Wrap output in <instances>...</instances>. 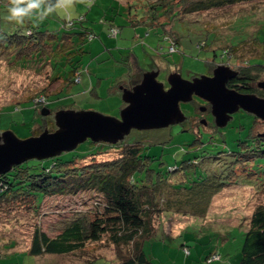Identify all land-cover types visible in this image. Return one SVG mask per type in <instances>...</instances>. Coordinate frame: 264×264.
Returning <instances> with one entry per match:
<instances>
[{"label":"trees","instance_id":"16d2710c","mask_svg":"<svg viewBox=\"0 0 264 264\" xmlns=\"http://www.w3.org/2000/svg\"><path fill=\"white\" fill-rule=\"evenodd\" d=\"M59 2L45 0L42 9L51 7L53 12L42 20L36 17L19 25L5 19L9 0H0V56L22 68H35L37 74L48 66L44 74L48 86L59 83V88L51 94L47 93L48 87H43L31 96L33 98L21 101H33L36 109L38 104L49 108L55 99L60 101L71 94L64 91L81 82L84 69L79 55L87 50L84 43L95 36L86 23V15L59 18V24L52 25L49 18L54 17ZM246 2L264 3V0H132L124 5L140 8L142 16L136 14V23L163 27L166 37L173 40L174 48L181 43L183 34L166 25L181 20L188 26L189 22L190 29L201 30L198 32L199 48L206 47L214 57L220 49L222 55L229 59L219 64L236 67L234 69L238 73L228 81L230 87L264 96L263 88L258 86L264 81V37L259 35L264 31V14L252 11L251 15L238 18V26L233 25L231 31L223 35L218 29L209 30L190 19L211 9ZM114 26L110 23V29ZM25 32L31 34L25 35ZM229 60L236 66H232ZM212 62L214 68L219 65L214 58ZM106 85L90 79L91 94L96 98L102 93L105 96ZM112 86L107 87L109 92ZM123 87L126 86L121 87V94ZM56 104L58 108L55 111L68 108ZM10 112L12 110L3 107L0 117ZM194 120L190 118L191 125ZM258 121L260 118L255 117L250 132L245 139L239 140L237 149H223L217 153L204 148L205 141L199 128L197 136L189 143L192 156L183 158L180 165L164 166L159 157L146 153V146L140 140L121 144L105 142L109 147H90L71 153L65 151L66 154L62 152L54 157L13 165L0 174V206L14 204L24 211L29 206L38 214L48 195H78L85 201L95 200L87 209L63 223L61 231L54 236L37 226L26 251L12 250L17 242L0 238V264L20 254L36 257L84 251L90 239L87 237L88 225L93 217L98 216L104 234L118 252L119 261L113 264H159L153 260V255L147 254L145 243L154 241V246L162 249L161 240L166 235L164 225L172 217L206 216L215 195L232 183L243 181L264 187V133L253 132ZM207 123L215 131H220L215 122ZM42 126L56 129V126L43 125L42 122L33 128V134L41 133ZM190 127L194 129L193 125ZM241 222L243 239L239 264H264V203ZM209 257L221 259L223 255L216 249ZM100 261L97 264H110L104 259Z\"/></svg>","mask_w":264,"mask_h":264},{"label":"rangeland","instance_id":"374dc122","mask_svg":"<svg viewBox=\"0 0 264 264\" xmlns=\"http://www.w3.org/2000/svg\"><path fill=\"white\" fill-rule=\"evenodd\" d=\"M129 1L132 0H64L63 3L60 0L58 4L60 7L56 8L54 17L49 18L51 24L58 25L59 18L86 15L88 18L86 23L95 36L84 43L87 50L79 55L84 69L81 82L64 91L63 93L71 94L62 100L55 99L49 107L52 110L46 115L42 113L43 108H47L45 105L41 107L38 104L36 109L33 101H21H26L43 87H48L49 94L59 88L57 82L48 86L44 75L48 66L42 69L41 74H37L35 68H22L20 65L9 63L5 56H0V109L6 107L7 110H12L10 114L0 117V131L12 129L20 138H26L34 135L33 128L42 122L43 125L56 126L54 118V112L58 108L56 103L60 106L65 105L67 109H90L118 116L124 104L120 93L121 87L130 88L137 84L146 71L159 70L158 79L167 83L170 73L179 72L184 78L191 79L196 75L210 74L214 69L213 58L217 64L229 59L222 55L220 49L217 57H214L206 47L199 48L198 32L201 30L190 29L189 22L187 26L181 20L173 25H166L183 34L181 43L174 48L173 40L166 37L163 27L134 21L142 16V13L139 11L140 8L124 5ZM252 11L264 14V3L246 2L211 9L190 19L209 30L218 29L220 35H223L231 31L233 25L239 24L238 18L251 15ZM110 23L115 24L114 28L110 29ZM259 35L264 37V31H260ZM229 61L232 66H236L232 64L234 61ZM90 79L95 83L98 81L100 84H107L105 96L102 93L101 97L96 98L91 94ZM110 85L113 86L109 92L107 87ZM101 90L103 92V88ZM181 108L187 116L184 122L160 128H133L119 144L143 141L146 153L159 157L164 166L180 165L183 158L192 156L189 152L191 150L189 143L197 136L196 131L199 128L202 129L204 148L211 153H217L223 149H237V143L246 138L255 121L254 114L239 110L225 127L215 131L208 123L201 122L202 119L214 122L210 107L203 99L181 102ZM201 116L203 117L200 119ZM190 118L196 119L192 124L194 129L190 127L192 126ZM41 128L43 131L45 127ZM253 132L264 133L263 119L260 118L256 123ZM90 147L107 148L109 145L88 139L67 152H79ZM257 186L243 181L232 183L215 195L206 216L172 217L164 225L166 235L161 240L163 248L156 247L154 241L147 240L145 251L149 256L153 255V260L159 264H239L243 239L241 220H245L258 205L264 203V187ZM92 200L94 202L95 198ZM92 200L85 201L78 195H48L43 200L38 214L29 206L24 211L16 208L14 204L1 205L0 238L16 241V247L12 250L26 251L31 245L33 231L37 226L50 236H54L61 231L63 223L75 217L79 211L87 209ZM99 218L100 216L93 217L88 225L87 237L90 239L84 251L60 255L43 254L36 257L19 253L20 255L5 259V264H97L101 259L113 264L119 261L118 252L104 234ZM216 249L223 258L209 257Z\"/></svg>","mask_w":264,"mask_h":264},{"label":"water","instance_id":"95a60500","mask_svg":"<svg viewBox=\"0 0 264 264\" xmlns=\"http://www.w3.org/2000/svg\"><path fill=\"white\" fill-rule=\"evenodd\" d=\"M237 73L231 66L219 64L211 74L191 79L179 72L170 73L166 83L158 79L159 70L150 69L137 84L123 87L124 104L118 116L90 109L61 108L54 112L55 130L45 128L26 138H20L12 129L1 131L0 174L30 159H46L74 150L88 139L117 143L133 128H160L184 122L187 116L181 102L192 101L194 96L206 101L220 128L225 127L239 110L264 120V96L228 85ZM258 86L264 90V81ZM49 112V108L42 110L44 115ZM201 122L207 123L205 119Z\"/></svg>","mask_w":264,"mask_h":264},{"label":"clouds","instance_id":"9594fccd","mask_svg":"<svg viewBox=\"0 0 264 264\" xmlns=\"http://www.w3.org/2000/svg\"><path fill=\"white\" fill-rule=\"evenodd\" d=\"M63 3L64 0H61ZM45 0H9L6 20L23 25L26 20L39 17L44 19L48 14L53 12V8L47 7L42 9ZM57 7H60L59 5ZM25 35H30V32H25Z\"/></svg>","mask_w":264,"mask_h":264},{"label":"flooded vegetation","instance_id":"af4514ba","mask_svg":"<svg viewBox=\"0 0 264 264\" xmlns=\"http://www.w3.org/2000/svg\"><path fill=\"white\" fill-rule=\"evenodd\" d=\"M210 74H211V73H210ZM230 84H231V83H230ZM167 85H168V84H167ZM240 91H241V90H240ZM260 96H261V95H260ZM199 98H200V97H198V96H194V98H193V100H192V101L194 102V101H196V100H197V99H199ZM200 99H202V98H200ZM204 102L206 103V101H205V100H204ZM206 104H207V103H206ZM207 105H208V104H207Z\"/></svg>","mask_w":264,"mask_h":264},{"label":"built area","instance_id":"2783aa9c","mask_svg":"<svg viewBox=\"0 0 264 264\" xmlns=\"http://www.w3.org/2000/svg\"><path fill=\"white\" fill-rule=\"evenodd\" d=\"M216 258H218V257L216 256Z\"/></svg>","mask_w":264,"mask_h":264}]
</instances>
